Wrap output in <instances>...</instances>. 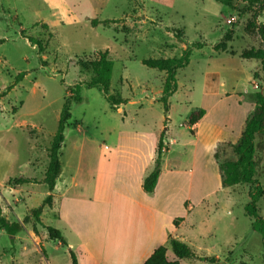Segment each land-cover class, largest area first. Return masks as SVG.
<instances>
[{"label": "rangeland", "instance_id": "1", "mask_svg": "<svg viewBox=\"0 0 264 264\" xmlns=\"http://www.w3.org/2000/svg\"><path fill=\"white\" fill-rule=\"evenodd\" d=\"M233 5L229 9L213 0H0V208L10 224H23L14 241L0 230V264H47L33 238L42 228L32 210L50 194L43 180L66 100L74 125L67 127L61 150V188L79 167L80 183H90L91 173L116 147L138 145L147 155L156 154L159 135L167 128L169 151L162 159L173 172L168 183L177 179L184 198L177 209L183 221L176 237L196 254L181 264H264L263 238L246 213L251 186L223 189L205 149L206 140L216 135L239 140L254 108L249 94L264 87L260 61L242 58L263 47L250 26L256 7L243 0ZM258 21L264 24V10ZM223 43L226 50L217 51ZM185 51L189 64L177 72L178 89L166 112L161 99L166 73L143 61L181 58ZM100 52H108L114 62L108 95L125 101L116 109L101 88L88 85ZM20 74L24 78L17 83ZM201 108L211 116L199 142L188 120ZM255 143L256 178L264 189V135ZM104 144L110 152L102 151ZM225 153L226 159L234 158L230 148ZM17 178L36 183L9 185ZM50 206L42 209L45 223L78 245L55 217L56 206ZM257 206L264 219V197ZM58 242L44 243L45 255L59 264L72 263V248L59 246L57 253ZM166 247L175 256L170 244Z\"/></svg>", "mask_w": 264, "mask_h": 264}, {"label": "crops", "instance_id": "2", "mask_svg": "<svg viewBox=\"0 0 264 264\" xmlns=\"http://www.w3.org/2000/svg\"><path fill=\"white\" fill-rule=\"evenodd\" d=\"M206 111V116L194 127H190L194 132L192 136H197L199 142L203 136L202 129L211 116V112ZM219 136L206 140L205 149L215 164L216 144L238 141L219 140ZM110 150L108 145H103V152ZM195 150L194 160L197 165L201 157L199 145ZM110 153L91 173V185L80 183L83 181L79 179V167L71 176V182L61 188V170L50 208L56 206L57 211L53 212L55 217L68 226L69 229L66 227L65 230L68 229V233L77 241L78 245L73 244L71 237H66L79 264H144L156 249L168 246L171 237L177 239L176 234L182 223L175 226L174 222L180 219L177 209H182L184 198L182 194L179 195L177 179L172 178L168 183L167 175L173 172L165 168V161L162 162V173L155 191L151 194L144 192L143 182L154 168L157 153L147 155L145 148L138 145L116 147ZM165 183L168 184L167 189ZM42 213V223L49 226L42 218ZM127 219L130 223L128 226L127 221L124 224ZM40 227L46 234L38 230V235L33 234V238L37 239L47 264H59L45 255L43 246L50 239L44 227ZM59 246L63 247L58 242L55 247L57 253L61 251ZM76 248L81 253L80 259ZM167 257L169 261L177 260L170 255L169 250Z\"/></svg>", "mask_w": 264, "mask_h": 264}, {"label": "trees", "instance_id": "3", "mask_svg": "<svg viewBox=\"0 0 264 264\" xmlns=\"http://www.w3.org/2000/svg\"><path fill=\"white\" fill-rule=\"evenodd\" d=\"M221 5L234 9L233 0H213ZM256 7V12L253 14V20L250 24L260 36L263 47L257 51L246 52L242 55L243 59L247 60H258L261 63V69L264 72V24L258 21L260 12L264 10V0H243ZM100 22L94 21L93 25L98 26ZM230 33L226 34L225 38H228ZM3 44V40H0V45ZM217 51H225L226 44L223 43L221 46L216 47ZM99 60L94 63V77L89 82L91 87L101 88L107 96V100L112 104L113 108H118L125 103L124 100L117 102L108 95L111 86V78L114 68V62L109 58L108 52H100ZM190 52L185 51L181 58H169V59H148L144 60L143 64L148 68L158 70L166 73V79L161 91L162 102L166 112H169L168 100L173 96L178 87L176 84V75L178 70L186 67L189 64ZM24 78L23 74H20L17 78V83L22 81ZM13 89V86L9 87L7 91ZM5 95V93H4ZM251 102L254 105L252 112L248 115L241 136L239 140L232 143H219L216 146L214 158L218 166L219 175L221 178V187L223 189L230 188L239 184H247L251 186L249 192L250 201L246 206L247 215L253 219V228L256 232L261 234L264 242V219L260 214V210L257 206L258 201L264 197V189L260 182L256 178L257 176V163L255 160L256 156V137L258 135H264V87L261 90L249 94ZM77 101L81 102V97L77 96ZM207 114V111L203 108L194 111L188 120V126L194 127L198 124ZM72 119L70 111V102L66 100L63 111L59 121V127L49 149V166L45 172L44 184L48 186L49 195L44 201L42 207L32 210V215L36 221L44 227L48 237L52 241H59L62 246L69 247L66 237L63 235L61 230L51 226H46L41 221L42 209L46 205H51L53 196L52 193L55 190L57 180L60 177L62 164L60 161L61 150L65 143V131L68 126L74 125L69 123ZM194 135L193 130H191ZM167 135V128H165L160 136L157 147V157L155 159L154 168L152 172L144 179L143 190L145 193L151 194L155 191L158 184L159 178L162 173V162L163 154L168 151L165 146V139ZM230 148L234 155L233 159L225 158V149ZM29 183H36L35 180L26 178H17L9 180V185L19 187ZM183 219H177L174 222L175 226H179ZM0 230L8 232L11 237H15L18 233L23 230L22 223L10 224L3 215L2 209L0 208ZM14 241V239H12ZM169 244L172 251L177 258L175 261H169L167 257V247L161 246L154 251L151 257L144 264H181V260L184 259H195L196 254L193 250L183 241L170 238ZM72 264H79L75 253L70 250Z\"/></svg>", "mask_w": 264, "mask_h": 264}]
</instances>
